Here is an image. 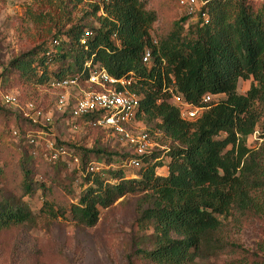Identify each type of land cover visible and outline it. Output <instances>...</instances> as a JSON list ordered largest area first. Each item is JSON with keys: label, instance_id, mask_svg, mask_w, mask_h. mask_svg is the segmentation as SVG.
Returning a JSON list of instances; mask_svg holds the SVG:
<instances>
[{"label": "trees", "instance_id": "1", "mask_svg": "<svg viewBox=\"0 0 264 264\" xmlns=\"http://www.w3.org/2000/svg\"><path fill=\"white\" fill-rule=\"evenodd\" d=\"M162 1L174 3L179 13L175 0ZM148 2L61 0L60 13L70 18L63 37L58 33L48 43L14 57L8 67L23 84L37 88L65 76H79L84 83L93 69H104L117 79L132 78L131 91L141 97L135 120L152 124V130L146 129L150 137L158 134L170 144L138 157L139 168L125 165L135 158L130 152L120 161L108 158L106 170L101 171L86 170L96 151H73L81 171V194L68 211L77 225L93 228L100 210L126 195L141 194L148 206L140 210L137 223L151 231V247L141 250L142 257L153 264H195L204 254L216 255L222 249L217 232L229 216H264V142L257 149L247 146L260 120L264 138V1L216 3L206 25H186L178 14L179 19L160 36L152 32L158 10L148 7ZM75 11L81 13L76 21ZM146 50L151 54L149 64L142 62ZM248 79H252L249 89L239 94V80ZM168 89L194 105L202 104L206 95L224 98L210 102L199 118L188 121L169 103ZM18 98L37 102L19 92ZM1 111L7 114L0 104ZM8 116L13 138L14 132L23 137L41 129L19 114ZM95 120L89 115L74 123L98 129ZM31 156L23 154L19 162L22 194L0 199V233L33 225L37 216L24 197L40 187L48 193L32 178ZM61 161L59 157L54 164ZM125 167L138 169V176L126 177ZM40 211L53 219L66 213L46 200Z\"/></svg>", "mask_w": 264, "mask_h": 264}, {"label": "rangeland", "instance_id": "2", "mask_svg": "<svg viewBox=\"0 0 264 264\" xmlns=\"http://www.w3.org/2000/svg\"><path fill=\"white\" fill-rule=\"evenodd\" d=\"M60 1L0 0V93L15 91L27 98L35 97L39 108L44 112L51 111V124L43 129L49 134L48 139L53 140L58 147H63L68 154L61 157V163L54 164L46 156L43 141L36 147L27 142L26 134L20 138L11 137L8 130L12 120L8 115H17L18 109L14 105L5 106L0 102L4 110H7V114L0 112V199L18 198L22 194L19 162L23 154L32 155L33 180L48 188V193H44L40 187L24 197L37 216L33 225H23L0 233V264H153L140 253L151 247V231L141 229L137 223L140 210L148 206V199L143 198V195H126L110 208L100 210L99 220L93 228L77 225L68 211L81 194L82 180L79 165L73 163L71 153L77 151L82 154L87 149L96 151L90 155L91 163L101 171L106 170L108 158L120 161L126 154H130L131 146L119 136L101 128L90 130L80 126L77 130L72 129L69 106L77 95L75 89L54 90L26 85L8 67L14 57L48 43L58 33L57 37H63L62 30L69 26L65 25L66 19L70 18L60 13ZM251 1L258 5L264 0ZM147 6L159 13L152 28L153 35L165 33L169 25L179 19V13L171 1L149 0ZM80 17L79 11L72 14L74 21ZM56 68L54 66L51 70ZM251 83L252 79L239 80L237 92L244 94ZM59 93L66 94L68 98V106L62 114L56 112L54 106ZM223 98V95L214 96L213 102ZM260 123L261 120L256 132L247 138L250 149H257L264 142V138L260 137ZM147 128L152 130L153 125L144 126L135 120L131 126L133 132ZM150 138L156 152L170 144L158 134ZM138 172V169L123 168L128 178L138 176ZM158 172L166 173L163 169ZM44 200L53 203L54 208L66 210L64 216L58 215L53 219L41 214ZM218 237L222 249L216 255L204 254L195 264L264 262V216H229L217 232Z\"/></svg>", "mask_w": 264, "mask_h": 264}, {"label": "built area", "instance_id": "3", "mask_svg": "<svg viewBox=\"0 0 264 264\" xmlns=\"http://www.w3.org/2000/svg\"><path fill=\"white\" fill-rule=\"evenodd\" d=\"M106 1V0H105ZM181 17L185 19V24L206 25L209 22L210 8L224 0H175ZM89 33H85V37ZM54 45L58 42L55 40ZM151 54L146 50L142 57V62L149 64ZM86 67H89L86 64ZM132 78L117 79L109 75L104 69L90 70L84 83L79 80V76H65L61 78L50 79L46 88L54 90L75 89L77 95L74 96L69 108V120H71L72 129L79 128L74 122L82 117L94 115L95 125L106 130L112 135L119 136L132 148L135 158H131L125 163L126 166L139 168L140 162L137 159L140 156L149 154L153 149L150 135L146 130L133 132L131 126L134 124L135 115L140 105L141 97L131 91L133 86ZM170 93L169 103L179 112L180 118L192 121L199 118L213 101L211 95L204 96L202 104L194 105L185 101L180 95ZM18 93L15 91H4L0 93V102L2 105H14L18 109V114L25 118L32 125L39 126L41 129L36 134L28 133L25 135L27 142L31 146L38 147L39 142L45 143L50 161H56L59 157L68 155L63 147L55 145L54 141L49 140L46 130L43 129L51 124V111L44 112L36 103L26 101L19 103ZM55 111L64 113L68 106L66 94L59 93L55 100ZM16 138H20L16 132L13 133ZM75 165L79 161L76 156L70 155ZM96 168L90 163L86 170L96 171Z\"/></svg>", "mask_w": 264, "mask_h": 264}]
</instances>
